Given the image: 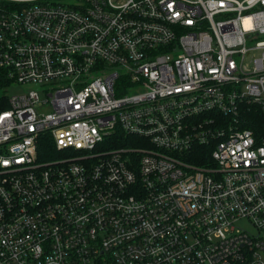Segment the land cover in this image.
Returning a JSON list of instances; mask_svg holds the SVG:
<instances>
[{"label": "built area", "instance_id": "1", "mask_svg": "<svg viewBox=\"0 0 264 264\" xmlns=\"http://www.w3.org/2000/svg\"><path fill=\"white\" fill-rule=\"evenodd\" d=\"M251 106L264 0H0V264H264Z\"/></svg>", "mask_w": 264, "mask_h": 264}, {"label": "trees", "instance_id": "2", "mask_svg": "<svg viewBox=\"0 0 264 264\" xmlns=\"http://www.w3.org/2000/svg\"><path fill=\"white\" fill-rule=\"evenodd\" d=\"M246 113H247V121L245 124H243V128H247V129H254L255 128V123H252L251 120L253 118H257L258 117V122H261V126L264 122V120L262 119V114L260 117V112L259 109L257 107H249L246 109ZM263 121V122H262ZM123 140L117 139L114 141V144L116 145V147L118 148H123V146L125 145L124 143H122ZM49 153H52V149L49 147ZM50 157V156H49ZM191 158H193V161H197L198 163H203L206 161L207 156L203 154V152L201 151V148L199 149H195V152L192 153Z\"/></svg>", "mask_w": 264, "mask_h": 264}, {"label": "rangeland", "instance_id": "3", "mask_svg": "<svg viewBox=\"0 0 264 264\" xmlns=\"http://www.w3.org/2000/svg\"><path fill=\"white\" fill-rule=\"evenodd\" d=\"M30 88H31V86L26 87L24 85H14V86L10 87L9 93L10 94H19V93L26 92L27 90H30ZM240 225H241V227L247 229L249 232L256 233L255 228L247 220L240 221ZM261 235L264 238V230L261 232Z\"/></svg>", "mask_w": 264, "mask_h": 264}]
</instances>
